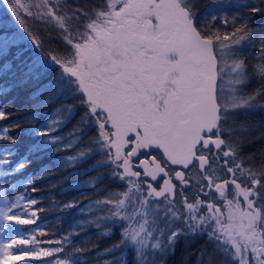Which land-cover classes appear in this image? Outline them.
<instances>
[{
  "label": "snow or ice",
  "instance_id": "obj_1",
  "mask_svg": "<svg viewBox=\"0 0 264 264\" xmlns=\"http://www.w3.org/2000/svg\"><path fill=\"white\" fill-rule=\"evenodd\" d=\"M0 4L22 29L0 35V55L30 41L35 48L30 62L18 66L23 79H45L56 72L40 90V95H50L39 105L61 104L39 128L27 130L43 138L28 155L48 148L71 150L58 157L59 169L99 156L84 170L99 174L79 182L81 188H94L97 198L79 208L59 239L37 237L44 226L37 224L43 209L35 207L39 201L27 192L35 183L32 175L19 183H0V264H85L87 257L77 254L86 246L73 237L88 228L97 229L101 238L120 229L117 244L96 252L100 264H128V250L134 264H166L181 239L205 235L212 247L197 253L196 264H264V147L243 153L246 145L264 140V121L250 119L264 112V24L253 26L258 14L264 16V0H207L203 12L199 0ZM254 48L259 50L250 71L244 52ZM253 78L257 87L249 91ZM7 91L0 87V93ZM81 109L73 128L56 134ZM7 118L0 108V121ZM30 119L35 121L37 114ZM9 127L0 126V140L15 141L7 135ZM93 128L96 136L83 141ZM0 154L12 155L13 150ZM143 154L150 159L134 164L132 158ZM28 155L10 171L4 168L9 161L0 160V179L24 169ZM49 171L45 166L40 175ZM105 175L123 189L96 187ZM17 188L25 192L10 196ZM78 204L69 201L59 210ZM25 225L36 227H17ZM108 255L112 259H101ZM48 257L55 259H44Z\"/></svg>",
  "mask_w": 264,
  "mask_h": 264
},
{
  "label": "trees",
  "instance_id": "obj_2",
  "mask_svg": "<svg viewBox=\"0 0 264 264\" xmlns=\"http://www.w3.org/2000/svg\"><path fill=\"white\" fill-rule=\"evenodd\" d=\"M207 0H199V11H204V5ZM258 24H264V16L257 15L253 20V26ZM21 31L18 29L13 21V17L10 12L0 4V35ZM258 48L250 49L244 52V55L248 57V63L251 65L256 63L252 59L258 52ZM35 51L34 46L30 41L20 42L19 44L12 45L6 54L0 55V87H7L6 93H0V108H2L7 114L8 118L0 121V126H8L7 135L14 137L15 141L0 140V150L12 149V155L0 154V160H8L9 164L4 168L10 171L12 167L16 166L18 162L28 155V150L32 145L37 144L41 139V136H32L28 134V129L39 128L41 124H44L52 112L60 106L61 101H54L47 104L39 105V102L46 96L50 95L48 92H44L40 95V90L48 82L51 76L56 74L55 70L52 71L50 76L40 80H25L22 77L21 72L18 70V66L22 61H29ZM5 63L10 65V68L5 71L3 66ZM257 87V80L253 78L248 84V90L251 91ZM67 103L73 104L75 101L68 100ZM39 105L38 107H34ZM83 109L79 110L77 114L56 134H63L70 131L76 122L79 120ZM33 113L37 114L35 121L31 120ZM241 119H243L241 117ZM254 122L264 121V112H256L251 118ZM96 130L93 128L88 131V134L83 137V141H88L91 137L96 136ZM264 147V140H257L251 145H246L243 148L244 155L255 152L258 149ZM71 154L69 151L54 152L52 148H48L46 151L36 152L28 155L29 163L19 173H14L8 177L0 179V183L7 185L11 183H19L26 181L29 175H32L35 183L27 188V192L39 203L35 206L38 209H43L38 212L39 219L37 224L44 225L38 230L37 237L41 240L59 239L61 236L66 235L70 230V225L73 223L74 218L77 217L79 208L83 207L89 202V200H95L97 195L95 189L92 187L81 188L79 182L87 181L91 177L97 176L99 173L96 171H84L99 159V156H94L88 159L85 163L77 165L75 168L59 169L56 161L58 157ZM45 166L50 168V171L43 177L40 175L42 168ZM83 172L82 175H69L70 173ZM65 177H69L65 180ZM62 181V182H61ZM72 186V187H69ZM35 187L37 191L32 192V188ZM98 188H107L109 190L123 189L124 185L120 182H111L105 175V179L98 184ZM24 188H17L15 192H11L10 196L24 193ZM104 193L101 192L100 195ZM79 200V204L75 208L60 211L59 207L69 201ZM56 207H53V205ZM82 218V217H81ZM22 228H34L36 225L17 226ZM39 231L46 232L48 235L39 236ZM114 234L107 238H101L97 235V229L88 228L86 232H81L78 236H74L73 240L76 244L86 246V250L83 253H78L87 257L85 264H100V260L95 258L97 251H103L105 248L117 244L120 237V229H113ZM84 237H88L86 241ZM93 245L98 247L92 251L87 249L92 248ZM41 247L54 248L59 247L56 244H42ZM207 247L211 250V244L208 243L207 236H199L190 241L181 239L175 248V254L167 257L166 264H196L197 253ZM66 251H73L72 248L66 249ZM63 255V254H60ZM115 255H120L116 252ZM46 260L55 259V257L44 258ZM101 259H112L111 255L102 257ZM128 264H134L133 252L128 250L127 252ZM18 264H41V261H19Z\"/></svg>",
  "mask_w": 264,
  "mask_h": 264
},
{
  "label": "flooded vegetation",
  "instance_id": "obj_3",
  "mask_svg": "<svg viewBox=\"0 0 264 264\" xmlns=\"http://www.w3.org/2000/svg\"><path fill=\"white\" fill-rule=\"evenodd\" d=\"M130 147H131V145L129 146V148H126V149H125V152L129 151V150H130ZM151 155H152V156H157V158H160L161 153H159L158 150H152V151H151ZM140 159H150V156H149L148 154H143V155H141V156H139V157H133V158H132L134 164H138ZM173 167H174V168H177V169H180V166H173ZM135 170H138V171L143 172L142 169H135ZM142 178H143V179H148V178H144V177H142ZM148 180H149V179H148ZM149 181H150V180H149ZM150 182H151V181H150ZM173 182L179 184L178 181H175V180H174ZM152 183H153L154 186H156V184H157V182H152ZM159 183H162V179L159 180Z\"/></svg>",
  "mask_w": 264,
  "mask_h": 264
},
{
  "label": "rangeland",
  "instance_id": "obj_4",
  "mask_svg": "<svg viewBox=\"0 0 264 264\" xmlns=\"http://www.w3.org/2000/svg\"><path fill=\"white\" fill-rule=\"evenodd\" d=\"M7 12H9V11H7ZM11 13V12H10ZM22 15H23V13H21ZM13 17V16H12ZM13 21H14V23H15V25L17 26V28L19 29V25H18V22L15 20V18L13 17Z\"/></svg>",
  "mask_w": 264,
  "mask_h": 264
},
{
  "label": "water",
  "instance_id": "obj_5",
  "mask_svg": "<svg viewBox=\"0 0 264 264\" xmlns=\"http://www.w3.org/2000/svg\"><path fill=\"white\" fill-rule=\"evenodd\" d=\"M4 6V5H3ZM5 8H6V6H4ZM142 171H143V169H142ZM148 179L150 180V177H148Z\"/></svg>",
  "mask_w": 264,
  "mask_h": 264
},
{
  "label": "bare ground",
  "instance_id": "obj_6",
  "mask_svg": "<svg viewBox=\"0 0 264 264\" xmlns=\"http://www.w3.org/2000/svg\"><path fill=\"white\" fill-rule=\"evenodd\" d=\"M7 10V9H6ZM8 11V10H7Z\"/></svg>",
  "mask_w": 264,
  "mask_h": 264
}]
</instances>
